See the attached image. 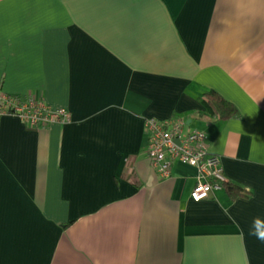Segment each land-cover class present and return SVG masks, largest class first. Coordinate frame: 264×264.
<instances>
[{"label": "crops", "instance_id": "obj_1", "mask_svg": "<svg viewBox=\"0 0 264 264\" xmlns=\"http://www.w3.org/2000/svg\"><path fill=\"white\" fill-rule=\"evenodd\" d=\"M207 87L236 115H198ZM1 92L71 119L0 113V264H264V0H0ZM175 113L247 195L152 167Z\"/></svg>", "mask_w": 264, "mask_h": 264}, {"label": "built area", "instance_id": "obj_2", "mask_svg": "<svg viewBox=\"0 0 264 264\" xmlns=\"http://www.w3.org/2000/svg\"><path fill=\"white\" fill-rule=\"evenodd\" d=\"M0 113L16 114L31 124L68 121L71 114L65 107H53L41 96L28 92L23 96L0 93ZM146 152L152 167L161 175L171 172L176 160L196 167V181L190 196L198 200L221 186L228 177L220 156L209 149L206 132L201 128L188 129L183 116L157 119L145 118Z\"/></svg>", "mask_w": 264, "mask_h": 264}, {"label": "trees", "instance_id": "obj_3", "mask_svg": "<svg viewBox=\"0 0 264 264\" xmlns=\"http://www.w3.org/2000/svg\"><path fill=\"white\" fill-rule=\"evenodd\" d=\"M199 99L202 102L204 109L201 111H195L198 115L206 116V117H215L218 118H228L230 116L236 115L237 107L231 101L226 99L219 91L214 88H204L202 93L199 95ZM194 111H188L191 113ZM187 114V113H186ZM172 116H180V114H172ZM182 116V115H181ZM230 194L235 197L240 194L247 195L249 191H245L240 185L237 183L228 181L223 183Z\"/></svg>", "mask_w": 264, "mask_h": 264}, {"label": "clouds", "instance_id": "obj_4", "mask_svg": "<svg viewBox=\"0 0 264 264\" xmlns=\"http://www.w3.org/2000/svg\"><path fill=\"white\" fill-rule=\"evenodd\" d=\"M250 235H255L257 239L264 242V221L257 218L254 221V231H251Z\"/></svg>", "mask_w": 264, "mask_h": 264}, {"label": "water", "instance_id": "obj_5", "mask_svg": "<svg viewBox=\"0 0 264 264\" xmlns=\"http://www.w3.org/2000/svg\"><path fill=\"white\" fill-rule=\"evenodd\" d=\"M190 121V119H188V122Z\"/></svg>", "mask_w": 264, "mask_h": 264}, {"label": "rangeland", "instance_id": "obj_6", "mask_svg": "<svg viewBox=\"0 0 264 264\" xmlns=\"http://www.w3.org/2000/svg\"><path fill=\"white\" fill-rule=\"evenodd\" d=\"M187 126H188V124H187Z\"/></svg>", "mask_w": 264, "mask_h": 264}]
</instances>
